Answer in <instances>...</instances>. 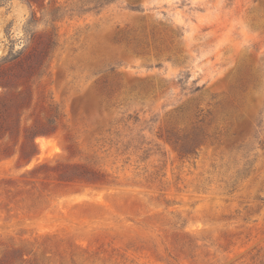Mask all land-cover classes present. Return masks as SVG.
I'll return each instance as SVG.
<instances>
[{
  "label": "rangeland",
  "instance_id": "374dc122",
  "mask_svg": "<svg viewBox=\"0 0 264 264\" xmlns=\"http://www.w3.org/2000/svg\"><path fill=\"white\" fill-rule=\"evenodd\" d=\"M0 264H264V0H0Z\"/></svg>",
  "mask_w": 264,
  "mask_h": 264
},
{
  "label": "trees",
  "instance_id": "16d2710c",
  "mask_svg": "<svg viewBox=\"0 0 264 264\" xmlns=\"http://www.w3.org/2000/svg\"><path fill=\"white\" fill-rule=\"evenodd\" d=\"M107 3H108V0H102V5L103 4H107ZM99 6H101V4ZM49 120H51V119H49ZM52 132H54V130L35 131V132H33L31 134L32 135L31 136V141H32L33 146H34V150L31 153V157H33L35 154L38 153V151H37V144L35 142L36 137L38 135H47L49 133L51 134ZM200 136L201 135L199 133H193V134L188 133V134L184 135V138L187 140V143H189L187 148H189L188 150L190 152H192L194 149L198 148V146L202 143L203 137H200ZM249 166H247L244 170L247 171L248 168H249Z\"/></svg>",
  "mask_w": 264,
  "mask_h": 264
}]
</instances>
